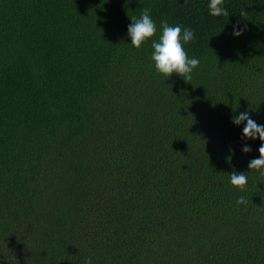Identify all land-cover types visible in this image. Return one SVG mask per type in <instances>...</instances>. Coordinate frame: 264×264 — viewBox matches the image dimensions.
I'll list each match as a JSON object with an SVG mask.
<instances>
[{
    "label": "trees",
    "instance_id": "1",
    "mask_svg": "<svg viewBox=\"0 0 264 264\" xmlns=\"http://www.w3.org/2000/svg\"><path fill=\"white\" fill-rule=\"evenodd\" d=\"M208 4L0 0V264H264L261 141L232 123L264 125V0ZM164 19L194 31L190 81L155 71Z\"/></svg>",
    "mask_w": 264,
    "mask_h": 264
},
{
    "label": "clouds",
    "instance_id": "2",
    "mask_svg": "<svg viewBox=\"0 0 264 264\" xmlns=\"http://www.w3.org/2000/svg\"><path fill=\"white\" fill-rule=\"evenodd\" d=\"M224 0H209L208 9L210 15L213 17H220L229 15L227 9L223 6ZM240 15L246 16L247 13L242 10ZM246 27V26H245ZM239 25L233 26V36L242 35L244 28H239ZM160 35L158 40H153L151 48V60L154 63L155 71L168 78L173 73L177 74L183 80H192V73L200 65V60L197 58H189L184 49V44L194 41L195 34L191 28H182V26H169L167 19L160 23ZM127 34L130 37L131 45L140 49L149 39L157 34V26L151 18L150 9L145 8L141 12L139 18L133 17L131 23L127 28ZM234 125L244 124L242 129V137L245 139L255 140L257 137L261 141L258 149L259 158H253L248 163V169H255L264 175V125L258 124L253 120L248 111H244L232 118ZM243 153H249L251 147L245 145L242 147ZM230 183L239 191L244 192L247 188L248 178L246 173H237L233 171L229 174ZM237 204H247L244 196L237 199ZM85 264H92L91 258L86 259Z\"/></svg>",
    "mask_w": 264,
    "mask_h": 264
}]
</instances>
